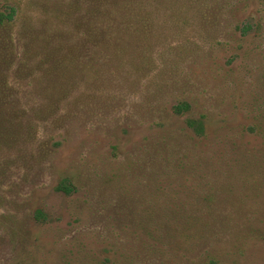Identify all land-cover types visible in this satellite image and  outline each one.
<instances>
[{"label": "rangeland", "instance_id": "rangeland-1", "mask_svg": "<svg viewBox=\"0 0 264 264\" xmlns=\"http://www.w3.org/2000/svg\"><path fill=\"white\" fill-rule=\"evenodd\" d=\"M217 3V29L189 30L173 76L133 78L113 89L117 100H73L47 121V84L25 70L21 50L24 20L41 12L0 0L1 12L16 11L0 27V264H191L204 250L221 264H264V0ZM182 101L193 109L177 116ZM202 115L208 136L191 152L186 120ZM160 141L170 193L188 209L201 195L214 203L204 217L213 242L204 238L193 255L170 241L157 258L134 224L157 185ZM63 180L71 195L56 190Z\"/></svg>", "mask_w": 264, "mask_h": 264}, {"label": "trees", "instance_id": "trees-1", "mask_svg": "<svg viewBox=\"0 0 264 264\" xmlns=\"http://www.w3.org/2000/svg\"><path fill=\"white\" fill-rule=\"evenodd\" d=\"M41 12L38 20L25 19L21 31L23 66L31 77L39 75L46 82L45 103L41 114L45 120L58 116L63 106L74 100L84 108L103 98L117 100L113 89L125 83L141 81L157 72L161 79L177 72L190 48L182 40L189 30L211 34L223 16L217 0H29ZM16 11H0V27L15 22ZM184 37V38H183ZM168 71V74L167 72ZM173 73V74H172ZM50 83L56 84L52 87ZM167 86L152 89L154 98ZM149 89V87H148ZM119 92V91H118ZM41 96V95H40ZM156 101V100H155ZM70 104V105H71ZM72 107V106H71ZM193 105L182 101L173 106L177 116L189 114ZM189 151H194L207 139L206 117L186 120ZM254 132L255 128H247ZM163 141L157 144L158 164L156 182L151 197L145 200L138 221L134 224L157 258L164 256V248L172 241L184 243L193 255L209 227L204 217L214 206L209 197L182 204L170 193L165 175L159 171L168 167L169 150ZM165 152V153H164ZM175 157V156H174ZM190 158L179 159L177 166L187 169ZM152 180V181H155ZM71 195L75 188L68 181L56 188ZM153 196V197H152ZM204 199V200H203ZM213 204V205H212ZM193 209L195 211H191ZM135 217V216H134ZM264 241V233L262 236ZM171 241V242H170ZM161 264V263H156ZM191 264H221L210 251L204 250Z\"/></svg>", "mask_w": 264, "mask_h": 264}]
</instances>
